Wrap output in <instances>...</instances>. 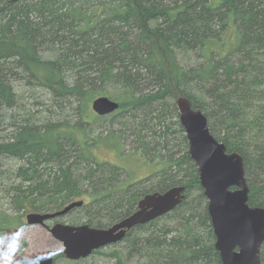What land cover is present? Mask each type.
Listing matches in <instances>:
<instances>
[{
    "label": "trees",
    "instance_id": "16d2710c",
    "mask_svg": "<svg viewBox=\"0 0 264 264\" xmlns=\"http://www.w3.org/2000/svg\"><path fill=\"white\" fill-rule=\"evenodd\" d=\"M135 1L133 9L124 11L123 0H0V131L6 133L0 137V158L10 156L25 162L12 174L0 176L12 181L4 185L11 203L24 213H32L60 210L82 201L91 220L95 206L114 207L117 217L108 221V226L103 227L106 221L88 224L96 229L109 227L133 212L129 205L134 203L135 208L147 192L142 191L138 200L130 199L136 184L119 186L114 174H108L115 168L95 155L97 150H107L120 158L119 138L89 148L78 133L79 127L72 128L68 122H39L36 115L26 113L23 102L25 88H43L53 99L62 98L69 104L74 99L73 110L77 108L80 121H91L97 117L90 109L92 100L109 98L111 94L101 89L114 84L121 91L111 98L119 105L117 112L149 111L156 116L157 129L167 108L173 114L175 96L188 98L192 108L206 112L207 121L223 136L219 142H228L232 147L229 152L243 158L246 178L249 175L256 183L249 185V206L264 209V0ZM98 17L107 20L96 30L98 33L87 34L86 29L95 26ZM141 17L151 27L150 32ZM152 22H156L155 27ZM131 27L145 35L147 47L138 44L142 43L139 38L135 46L128 42L125 30ZM145 32L166 47L182 43L193 49L204 39L206 57L211 52L233 51L241 58L246 55L247 60L257 61H228L230 55H226L222 61H196L182 67L174 57L167 61L165 54L163 60L157 59L154 40ZM216 32H222L221 38L210 36ZM110 35L118 38L117 44L110 42ZM248 44L253 48L249 55L242 51ZM47 45L53 48L51 54L46 53ZM170 94L173 99H168ZM158 102L159 108L149 107ZM6 123L8 130L4 129ZM176 124L183 133L178 120ZM62 144L69 147V153ZM178 160L164 162L167 168L159 173H167L149 193L184 186L196 188L191 192L202 196L194 162L181 153ZM161 165L156 162L149 168L157 171ZM77 180L88 186V192L79 188ZM95 187L104 192L96 193ZM41 195H47L48 200L41 201ZM201 198L204 215L196 206L200 199L186 198L172 214L159 220H169L176 223L174 230L180 229L178 239L169 245L170 253L162 257L157 254L163 264H221L213 247L206 199ZM163 236L155 241L165 245ZM259 258L264 264L263 246Z\"/></svg>",
    "mask_w": 264,
    "mask_h": 264
},
{
    "label": "rangeland",
    "instance_id": "374dc122",
    "mask_svg": "<svg viewBox=\"0 0 264 264\" xmlns=\"http://www.w3.org/2000/svg\"><path fill=\"white\" fill-rule=\"evenodd\" d=\"M196 1L200 2V0H196ZM123 2L125 4L124 11H127L128 8L130 10L133 9L131 4L132 5L136 4L135 0H130V1L123 0ZM99 9L100 6H98L95 11H98ZM103 14L109 15V13L106 11H104ZM106 20L107 19L104 17H98L96 25L95 26L90 25V28L88 27L86 29V33L87 34L98 33L96 32V30L100 28L102 22H105ZM141 21L145 24V26L148 24L146 23V19L142 17H141ZM236 23L237 25L240 24V20L238 18L236 19ZM152 25L153 27H155L156 22L155 23L152 22ZM148 26L145 27V30L150 32L151 27ZM89 29L90 32L88 31ZM136 30L137 28L135 27H131L130 29L125 30V32H127L128 42H130L132 45L135 46L137 45V41L139 38L142 39V43H138V44L142 48L147 47L146 45L147 40L144 39L145 35L138 34ZM230 30L233 31L232 29ZM239 30L243 32L242 28H239ZM148 32L145 33L149 35ZM221 35L222 32L221 33L216 32L210 36L221 38ZM149 36L152 38V40H154L157 59L163 60L162 54H165L169 56L168 58H166L167 61H172L171 57H174L176 63H179L182 67H187L189 65H192L196 61H201V62L222 61L224 59H227L223 57L226 55H230L228 61H238L239 59L241 61H257L255 58L254 59L251 58L250 60H247L246 55H242L241 58L238 56V54H235V52L232 53L233 51L224 54H217L216 52H211L208 55V57H206L204 54L205 48L203 46L204 39H202L200 43L196 44L197 47L191 49L182 43H177V44L173 43L171 47H166L165 45L160 44L155 38H153V34ZM118 41L119 40L115 35L114 36L110 35V42H112L113 44H117ZM200 44L202 45L203 48L201 47ZM46 48H47L46 53L51 54L53 48H51L50 45H47ZM65 48L67 49V46H65ZM252 49L253 48L248 44L247 46L242 48V51L249 55V53L252 52ZM221 69L224 71L223 68ZM246 75H250V74H246ZM101 90H105L108 93H110L111 94V96L109 97L110 99L115 98V96H117L116 93L121 92L120 89L115 88L114 84H108L104 89ZM47 92L48 91L43 88H36V89L35 87L25 88L22 93H25L23 95V102L25 104L26 113H28L29 115L30 114L36 115L35 119L38 120L39 122H41L40 120L51 121L59 124L60 123L64 124L68 122V125L72 126V128H74L75 126L79 127L78 133L79 134L82 133L84 139L86 140L85 143L89 148H93L96 144L101 145L105 142H109L119 138L118 142L121 147L120 158L118 156H115L113 152H109L107 150H97L95 151V155L101 161H106L108 163L107 164L108 166L115 168V169H110L108 171V174L110 173L114 174L113 178L117 179V181L114 182H118L119 186L120 185L125 186L126 182H131L132 185L136 184L134 188L135 191L133 192L130 198L132 200H138V196L142 195L141 193L142 191L147 192L145 195L153 194V192L149 193L150 190L158 183H161L162 178L167 173V171H165L164 173H159L167 168V165L164 162L167 163V161L169 160L175 162L179 161L178 159L180 153L189 156L186 135L184 131L183 133L179 132L180 130L178 129V126L176 124L177 120L179 122V113L176 107V99L179 98V96L178 97L175 96L173 100V103L175 105L173 114H170L172 110L167 108L166 116L164 118L163 124H161L160 128L157 129L156 126H158L159 123L156 124L154 120L156 119V116L151 115L149 111L145 112V110L139 112L128 111L125 113H123L124 111L123 112L116 111L110 115H106L103 117L97 116L91 121L81 122L78 117L77 108H76V112L73 110L74 99H72L73 104L71 102L69 104L68 102L66 103L65 100L62 98L60 100L53 99L52 98L53 96L50 97L47 94ZM196 95L199 97V93H197ZM126 97H130V96H126ZM181 97L187 99L189 104L193 106V102H190L188 98L184 96ZM168 99H173V94H170ZM158 105H160V102L155 104L150 103L149 107H153L154 109H156L159 108ZM77 107H78V100H77ZM200 110L207 118L208 117L207 113L204 112L202 109ZM119 113L121 114L119 115ZM157 118H159V116H157ZM173 118H176L177 120L176 121L172 120ZM207 122H208V128L210 134L217 141L223 140V136L219 132V129L215 128L212 125V123H210L209 121ZM79 124H81V126ZM8 126H9L8 123L4 124V129L8 130ZM61 131L64 132L63 129H61ZM4 136H6V133L0 131V137H4ZM156 137L159 138V140ZM177 137H179L180 143L179 141L176 143ZM184 139H185V143H183ZM166 144L168 147L165 149ZM62 145L65 146L64 148L65 152L69 153V147L66 144H62ZM225 147L227 151L232 150V147L229 145L228 142L225 144ZM9 157L0 158V174H1L0 176H8L12 174L16 169L21 168L23 163H25L21 160L15 158H9ZM167 158H169V160H167ZM69 161H73V159L70 158ZM156 162H161L163 163L164 166L161 165L157 171L154 170L155 167H153V169L149 168V166L155 165ZM103 163L100 164V166H102ZM182 169L184 170L186 169V167L184 166V168ZM128 173H130L133 176V179H131L132 181L130 180V176ZM246 179L248 186L251 183L253 185H256V183L253 182V179L249 175L248 178ZM11 182H12L11 179L7 180L6 177L0 178V232L9 231L13 226L19 227L23 225L26 229L24 233V238L26 239L28 244V248L25 249L24 254L34 255L35 257L44 256V255L52 256L53 257L52 264H163L165 261L159 258V256L160 257L166 256L168 252L172 249L169 245H171L170 243H172L174 240L178 239L176 237L179 236L180 229L174 230L173 226L176 223H169V220H163L162 222H159V220L163 218L165 215L172 214L174 210L186 198H189L192 201L200 199L196 203V206L197 208L200 209L199 213L204 215V210H203L204 200L201 198L202 196L204 197L203 189L201 188L202 196L199 197L200 193L198 196V193L196 191L191 192L192 189H196V188L187 187L186 189L184 186H182V188L184 189L183 199L181 203L174 210L147 224L132 228L131 230L128 231L127 235H125V237L121 241L115 244H110L101 247L95 251H92V253L84 259L71 261L64 257L62 244L52 238L50 229L53 227V225L56 223H63V224H68L70 226H80V225H88V224L91 225L92 221H103V223H105L106 221V223L103 226L105 227L108 226L109 224L107 222L117 215V213H115L116 209L112 206L108 207V209L107 208L105 209L104 205L95 206L93 208L95 214L93 216V220H91V219H87L88 213H86L84 211L85 209L82 208L81 206L79 208L71 210L63 217H57L46 221L44 223L45 225L44 227H41V225L28 226L26 224L25 215L31 212L24 213L23 211L19 210L16 206H14L11 203V199L9 197L10 192L4 188V185L9 184ZM185 182L187 183L188 180ZM77 183L79 188L83 192H88L89 188L85 183H82L81 181L79 183V180H77ZM191 185L196 186L193 183V181L191 182ZM94 189L96 193L99 194L104 192L96 187ZM36 194L40 196V193H36ZM41 197H43L41 201L48 200L47 195H41ZM141 199H139L138 201H140ZM133 205L134 203H131L129 205L130 211L133 210L132 213H134L137 210V206L134 208ZM57 211L59 210L39 211L37 213L52 214ZM2 221H5V223H3ZM93 224L99 225L96 223ZM91 228H95V227H91ZM211 230L213 233L212 225H211ZM199 232H201V230H199ZM162 235H164L162 237V240L163 241L166 240L165 245L159 244L161 243L159 239L155 241V238H157V236L161 237ZM214 244H215V237H214ZM262 246L264 247V242ZM173 253H174L173 255L176 254L175 252ZM186 253L188 254L189 252L186 251ZM157 254L159 255L158 257ZM188 257H190V255H188Z\"/></svg>",
    "mask_w": 264,
    "mask_h": 264
},
{
    "label": "water",
    "instance_id": "95a60500",
    "mask_svg": "<svg viewBox=\"0 0 264 264\" xmlns=\"http://www.w3.org/2000/svg\"><path fill=\"white\" fill-rule=\"evenodd\" d=\"M176 107L186 135L188 155L197 168L199 184L207 200L214 247L221 264H261L259 251L264 242V209L248 204L250 192L244 178L242 157L227 151L225 145L210 134L205 115L192 108L187 99L177 98ZM118 108L117 102L105 96L93 99L90 104L91 111L98 117L110 115ZM183 190L173 187L162 193L145 195L134 213L107 228L56 223L50 229L51 236L62 244L66 259H84L92 251L121 241L132 228L174 210L183 199ZM82 205V201H74L52 214L28 213L26 224L44 227L46 221L63 217ZM35 258L42 264L53 263V257L49 255Z\"/></svg>",
    "mask_w": 264,
    "mask_h": 264
},
{
    "label": "clouds",
    "instance_id": "9594fccd",
    "mask_svg": "<svg viewBox=\"0 0 264 264\" xmlns=\"http://www.w3.org/2000/svg\"><path fill=\"white\" fill-rule=\"evenodd\" d=\"M23 225L13 226L9 231L0 232V264H42L34 255H25L28 248Z\"/></svg>",
    "mask_w": 264,
    "mask_h": 264
},
{
    "label": "flooded vegetation",
    "instance_id": "af4514ba",
    "mask_svg": "<svg viewBox=\"0 0 264 264\" xmlns=\"http://www.w3.org/2000/svg\"><path fill=\"white\" fill-rule=\"evenodd\" d=\"M242 161H243V158H242ZM243 172H244V178H245V182H246V184H248L247 183V179H246V175H245V165H244V161H243ZM248 186V185H247ZM248 188H249V186H248ZM249 192H250V188H249ZM249 196H250V193H249ZM127 235V234H126ZM218 254V253H217ZM218 256H219V254H218ZM219 259H220V257H219Z\"/></svg>",
    "mask_w": 264,
    "mask_h": 264
}]
</instances>
